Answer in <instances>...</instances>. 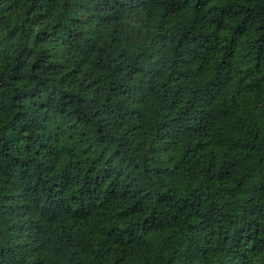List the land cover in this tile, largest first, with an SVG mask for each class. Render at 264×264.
I'll return each mask as SVG.
<instances>
[{"label": "trees", "instance_id": "16d2710c", "mask_svg": "<svg viewBox=\"0 0 264 264\" xmlns=\"http://www.w3.org/2000/svg\"><path fill=\"white\" fill-rule=\"evenodd\" d=\"M0 264H264V0H0Z\"/></svg>", "mask_w": 264, "mask_h": 264}]
</instances>
